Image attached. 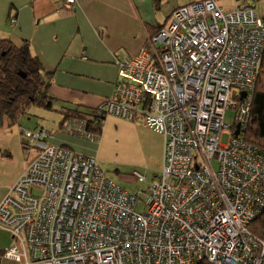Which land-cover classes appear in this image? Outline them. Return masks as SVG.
Returning a JSON list of instances; mask_svg holds the SVG:
<instances>
[{"label": "built area", "instance_id": "obj_1", "mask_svg": "<svg viewBox=\"0 0 264 264\" xmlns=\"http://www.w3.org/2000/svg\"><path fill=\"white\" fill-rule=\"evenodd\" d=\"M219 1L175 9L148 48L117 60L113 93L97 107L99 117L141 118L164 138L162 169L144 191L146 211H135L137 195L108 179L94 157L46 147L43 131H23L22 143L43 151L0 202V229L15 241L5 260L264 264V241L249 233L264 213V150L245 140L264 19L256 0L230 10ZM232 108L229 126L224 116ZM73 133L96 139L80 128ZM132 179L146 177L134 172Z\"/></svg>", "mask_w": 264, "mask_h": 264}, {"label": "crops", "instance_id": "obj_2", "mask_svg": "<svg viewBox=\"0 0 264 264\" xmlns=\"http://www.w3.org/2000/svg\"><path fill=\"white\" fill-rule=\"evenodd\" d=\"M188 3L189 0H75L66 7L60 0H0V39L7 38L18 46L23 42L29 45L49 84L47 96L53 108L47 111H53L54 104L59 110H93L113 93L118 80L117 60L132 58L140 49L148 48V39L168 25L175 9ZM28 107L11 127H18L19 135L38 131V121H32L29 113L34 106ZM60 115L58 130L39 128L45 135L43 144L66 146L96 159L103 139L97 141L104 136V127L97 139L89 141L77 133L68 134ZM28 119L35 123L33 129L23 127ZM6 131L10 128L0 132ZM13 146L15 139L12 143L0 142V202L39 152V146L33 144L24 150L19 163H13L9 154ZM160 159L162 165L163 157ZM98 166L102 170L99 163Z\"/></svg>", "mask_w": 264, "mask_h": 264}, {"label": "rangeland", "instance_id": "obj_3", "mask_svg": "<svg viewBox=\"0 0 264 264\" xmlns=\"http://www.w3.org/2000/svg\"><path fill=\"white\" fill-rule=\"evenodd\" d=\"M240 3V0L219 1V5L225 10L235 9L240 5ZM256 12L259 17L262 18L264 16V0H259L257 2ZM6 54H8L6 49H3L0 45V58H4ZM10 58L13 59L15 57H12L11 55ZM9 63L14 64V59ZM29 113L33 115L32 121H38L35 127L38 131H40L39 128L47 129L50 132H54L59 129L61 112L57 105L54 104L53 111L43 110L42 108L35 106L29 110ZM235 115V109H228L224 116V123L229 126L234 125ZM32 121L28 119L26 122L27 124H24L23 127L28 130L33 129L35 123ZM4 126L5 128H2ZM103 127L104 136H101L97 141L100 143V140L103 139L102 146H98L100 151L98 157H96L98 160L97 164L99 163L108 179L116 184L118 183L129 194L131 193L137 195L139 202L135 206V211L143 213L146 211L144 202L146 201L148 195V193H144V191L150 187L151 182L159 176L162 169V165H160V158L163 157L164 138L161 134H158L148 128L145 125L144 120L141 118H138L135 121H128L113 115H107L104 120ZM0 128H2L0 131L9 128L8 123H3V126ZM24 128L21 129L25 130ZM12 133H14L13 136H11ZM19 134L18 127L14 129L10 128V131L3 133L0 132V142L3 144L12 143L15 139L13 151L9 153L11 155L10 161L13 163H19L20 160L23 159L24 150L31 147L25 146L21 143L22 135ZM57 134H59V131ZM220 139L221 143L225 145L228 142L229 136L222 134ZM45 144L46 143L44 142V145ZM47 146H49V144H46V147ZM64 147L67 148L66 146ZM36 148L39 150L38 154L43 151L42 147H39L40 149L38 147ZM134 172L145 176L146 180L135 183L132 179ZM11 188L9 189V193ZM14 242V239H11V234L0 229V249H7L11 247ZM0 264L16 263L7 261L3 257Z\"/></svg>", "mask_w": 264, "mask_h": 264}, {"label": "trees", "instance_id": "obj_4", "mask_svg": "<svg viewBox=\"0 0 264 264\" xmlns=\"http://www.w3.org/2000/svg\"><path fill=\"white\" fill-rule=\"evenodd\" d=\"M242 2L250 5L252 0H242ZM0 41L1 47L8 52L4 58H0V127L5 122L11 128L21 116L26 114L28 106L52 110L53 104L47 96L49 84H46L45 75L43 76L40 72V65L31 55L27 42L18 46L7 38L0 39ZM11 55L15 57L13 58L14 64L9 63L13 60L10 58ZM60 112L62 114L61 124L67 125L65 129L68 134L71 135L73 129L79 126L81 132L95 137L100 136L106 115L99 117L97 108L82 110L70 107L65 110L61 109ZM245 140L264 150V51L255 82L250 122L245 132ZM249 233L256 240L264 241V214L255 218L249 225ZM4 250L0 249V262Z\"/></svg>", "mask_w": 264, "mask_h": 264}, {"label": "water", "instance_id": "obj_5", "mask_svg": "<svg viewBox=\"0 0 264 264\" xmlns=\"http://www.w3.org/2000/svg\"><path fill=\"white\" fill-rule=\"evenodd\" d=\"M243 97H244V94H243ZM235 134L238 135V130H236Z\"/></svg>", "mask_w": 264, "mask_h": 264}, {"label": "clouds", "instance_id": "obj_6", "mask_svg": "<svg viewBox=\"0 0 264 264\" xmlns=\"http://www.w3.org/2000/svg\"><path fill=\"white\" fill-rule=\"evenodd\" d=\"M41 131V130H40ZM36 132V131H35ZM83 138V137H82Z\"/></svg>", "mask_w": 264, "mask_h": 264}]
</instances>
